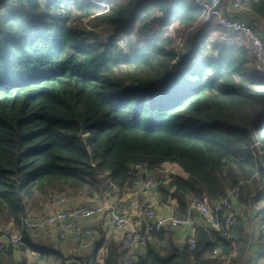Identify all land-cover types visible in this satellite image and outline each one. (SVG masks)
Returning a JSON list of instances; mask_svg holds the SVG:
<instances>
[{
    "label": "trees",
    "instance_id": "16d2710c",
    "mask_svg": "<svg viewBox=\"0 0 264 264\" xmlns=\"http://www.w3.org/2000/svg\"><path fill=\"white\" fill-rule=\"evenodd\" d=\"M106 1L108 11L92 0H0V219L20 229L27 206L52 190L112 197L130 188L132 166L154 172L165 163L188 175L157 186L179 215L190 202L231 188L246 204L264 173L251 154L254 142L264 146V76L249 51L213 41L216 55L195 60L198 30L178 57L158 37L131 44L126 53L81 24H106L112 35L162 13L160 20L188 28L201 12L191 0ZM244 4L264 18V0ZM172 234L153 233L151 240L164 246L150 243L134 257L101 234L90 256L74 258L80 264H221L226 256L236 264L244 251L212 229L195 230L194 250ZM215 247L221 256H213ZM21 248L37 256L33 264L67 260L24 231ZM4 258L0 264H28L26 256L18 263Z\"/></svg>",
    "mask_w": 264,
    "mask_h": 264
},
{
    "label": "built area",
    "instance_id": "2783aa9c",
    "mask_svg": "<svg viewBox=\"0 0 264 264\" xmlns=\"http://www.w3.org/2000/svg\"><path fill=\"white\" fill-rule=\"evenodd\" d=\"M191 1L201 12L199 19L191 27L180 32L176 31L174 23H163L161 25L162 33L158 38L168 39L171 48L178 57L189 49V38L201 27L210 26L218 28L223 33L240 35L245 39V44L241 47H245L249 51L256 69L264 74V18L254 16L251 10L244 5L246 0ZM155 15L159 17L162 13ZM87 21L89 20L81 24V28H85L84 23ZM85 31L100 36L105 42H109L112 38L111 41L126 53L131 51L128 48L129 45L138 46L143 44L146 39L151 38L150 34L147 33L116 32L111 35V32L108 31L105 33L100 31L99 33L96 28L92 30L87 28ZM208 34L200 39L195 60L205 56H213L214 50L211 43L215 41L212 39L215 37V32L213 35L211 32ZM219 39L221 42H226L224 35L219 36ZM251 154L264 171L263 144L254 142L251 147ZM149 171L147 165L132 166L130 175L133 181L130 188L135 189L142 186L146 194L152 190L155 183L149 175ZM117 194L122 195L123 193ZM118 195L109 197V195L104 194L101 197H95L92 201L76 204L72 197L66 198L57 194L52 199L48 198L49 207L47 211L39 214L26 212L22 218L20 229H16L10 224L0 223V258L6 256L11 250L22 249L23 231L36 243L41 242L42 238H47V244L53 249L76 242L79 252L85 256H90L94 242L99 236L98 227L103 231L111 230L121 240L125 239L129 245L140 246L143 249L150 244L153 233L163 230H178L180 235L183 234L188 248L194 250L196 247L195 230L198 227L218 231L220 237L227 238L240 220L239 191L237 188H231L219 197L204 196L199 200L190 202L183 215H179L171 208L159 211L156 205L148 199L142 204H139L135 199L131 200L129 209L134 213L142 214L144 223L140 229H130L128 228L129 218L122 208ZM263 195L264 173L259 192L250 196V202L247 205L249 207V223L252 225L251 235L254 234L256 225H261L264 229V202L258 201V197ZM183 230L187 231L183 233ZM252 249V252L264 264V232L255 238ZM213 256H221L219 247L214 248ZM65 264H80V262L76 258L69 257ZM221 264H228L226 256H222Z\"/></svg>",
    "mask_w": 264,
    "mask_h": 264
},
{
    "label": "crops",
    "instance_id": "0c3cea01",
    "mask_svg": "<svg viewBox=\"0 0 264 264\" xmlns=\"http://www.w3.org/2000/svg\"><path fill=\"white\" fill-rule=\"evenodd\" d=\"M160 17V16H159ZM159 17H156V15L147 20L144 24L143 27H138V25H136L135 27H133L131 30H128L129 32H137L139 34H150V37H158L161 35L162 33V29H161V25L163 23L166 22H171L175 24V28L176 31H182L187 29L185 26L181 25L177 20H171V21H164V20H160ZM103 27L106 29V31L108 32H113V29L111 27H109L106 24H103ZM189 28V27H188ZM121 32H127V31H121ZM213 33L215 32V37H212V39H214L215 41H220L219 36L224 35L226 38V43L234 45V46H244L245 44V39L243 37H241L240 35H236V34H232V33H228L225 32L223 33L221 30H219L218 28H213V27H201L199 29V32L196 33V40L197 42L200 41V39L202 37H205L206 35H209L208 33ZM238 39V40H235ZM214 56L216 55V51H214ZM149 175L153 178L154 183H155V187L150 190L147 194L145 193V190L142 186L137 187L135 189H131L129 188L128 190H114L113 196L112 197H116L118 194L117 193H123L122 195H118L119 196V200L120 203L122 205V208L124 209V211L126 212L128 218H129V227L130 229H140L142 224L144 223V218L142 214H138V213H134L129 209V202L131 200H137L139 204H142L146 199L150 200L151 202H153L156 207L158 208L159 211H165L167 209L171 210L173 209L174 211L177 212V204L174 200L171 199V197H168L167 199H165L163 201V199L161 198V196L158 193L157 190V186L158 183L162 182L163 184L168 183L170 181L171 176H179L181 178L187 179L188 175L183 171V169H181L179 166L175 165V164H171V163H165L161 166V168L158 171H149ZM260 188V187H259ZM70 192L73 201L76 204H82V202H89L92 201L95 197H97L96 195L93 196V198H91L92 196H90L87 193H74L72 191H68ZM254 193H252L250 196H252ZM259 198V197H258ZM250 200V199H249ZM248 200V202L246 204H242L241 201L239 202V209H240V220L238 225L236 226V228L233 230V232H231V234L227 237V239L234 244L235 247L237 248H244V251L242 253V256L240 258L239 263L236 264H263L260 262V260L258 259L257 255L255 253L252 252V248L254 246L255 243V238L259 237L261 234H263L264 229L263 227L260 226H255L254 227V234L251 235V223H249V207L247 206L248 203L250 202ZM259 202L263 203L264 200H258ZM44 201L39 202V206L42 205V203H44ZM169 202V204H167ZM27 212H31L27 209ZM255 225V224H254ZM199 228V227H198ZM204 228V227H203ZM98 231H99V236L98 238L101 237V234L106 235L108 238H113L114 240H116L117 242H120L122 244V246L124 248H126L129 252V254L134 256H137L139 254H141L142 252H144V249L140 246L134 247L129 245L125 239L121 240L119 238V236L117 237V235L111 231H103L100 227H98ZM187 230H183V233L186 232ZM182 232V231H181ZM172 239L174 242H178L180 244L185 243V239L183 234H181L183 236L180 235L179 231H173L172 234ZM47 238H42L40 241V243H47L46 242ZM150 243L156 245L157 247L159 246H164V243L162 242H154V241H150ZM74 245V248L76 247V242H72L69 243L66 246L63 247H58L57 249L65 256V252H67V246L71 247ZM48 247H51L47 244ZM73 248V247H72ZM12 251H9L7 253V255L5 256L4 259H12L13 260L16 258L15 255L14 256H10V253ZM16 252V251H15ZM100 253L102 254V252L100 251ZM28 254L30 253H21V256H26L28 257ZM31 255H33L31 253ZM99 256H101L99 254ZM19 257V256H18ZM21 259H23V257H21ZM228 264H229V260H228Z\"/></svg>",
    "mask_w": 264,
    "mask_h": 264
},
{
    "label": "rangeland",
    "instance_id": "374dc122",
    "mask_svg": "<svg viewBox=\"0 0 264 264\" xmlns=\"http://www.w3.org/2000/svg\"><path fill=\"white\" fill-rule=\"evenodd\" d=\"M10 1H12V0H10ZM93 1H95V2H101V3H106V10L108 11V5H107V1L106 0H103V1H98V0H93ZM117 1H121V2H125V1H127V0H110V6L114 3V2H117ZM245 5V4H244ZM84 27L87 29H89V30H92V29H94V28H96L98 31H99V33H100V31L102 32V33H105V31H106V29L103 27V24H100V25H96V24H94V22L92 21H87V22H85L84 23ZM85 28H83L84 30H86ZM98 34V33H97ZM140 45H142V44H140ZM140 45H138V46H140ZM212 56V55H211ZM214 56V55H213ZM252 61V60H251ZM262 76H264V74H262ZM50 194L47 196V197H43V198H41L40 199V201L39 202H42V201H44L45 200V202L44 203H42V205L41 206H39V202H38V204L37 205H35V206H27V209L29 210V211H31V212H33V213H37V214H39V213H43V212H45V211H47V208L49 207V203L47 202L48 201V198H50V199H52L53 198V196L54 195H57V194H61V195H63V196H65L66 198L67 197H70L71 196V194H70V192H68V191H64L63 193H56V191H50L49 192ZM0 223H4V224H8V223H6L5 222V220L4 219H0ZM40 246H47V243H40V242H37ZM78 245L76 244V247L74 248V245L73 246H71V247H66L68 250H67V252H65V258H69V257H76V258H78V257H83V256H85L84 254H82L81 252H79V250H78V247H77ZM73 247V248H72ZM159 247H161V246H159ZM12 251V250H11ZM102 252V251H101ZM21 253H22V251H21V249L20 250H18V251H12L11 253H10V256L12 255V256H14L15 255V259L13 260V258H12V260L13 261H15L16 263H18V262H20L21 261V257H23V256H21ZM100 255H101V253H100ZM19 256V257H18ZM36 258H37V256L35 255V254H33V255H31V253L30 254H28V264H33L34 263V260H36Z\"/></svg>",
    "mask_w": 264,
    "mask_h": 264
},
{
    "label": "water",
    "instance_id": "95a60500",
    "mask_svg": "<svg viewBox=\"0 0 264 264\" xmlns=\"http://www.w3.org/2000/svg\"><path fill=\"white\" fill-rule=\"evenodd\" d=\"M81 134L86 135V127L84 125L81 126Z\"/></svg>",
    "mask_w": 264,
    "mask_h": 264
}]
</instances>
